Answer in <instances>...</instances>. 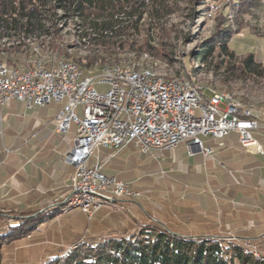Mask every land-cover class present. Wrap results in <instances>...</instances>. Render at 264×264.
Returning a JSON list of instances; mask_svg holds the SVG:
<instances>
[{"label":"trees","instance_id":"obj_1","mask_svg":"<svg viewBox=\"0 0 264 264\" xmlns=\"http://www.w3.org/2000/svg\"><path fill=\"white\" fill-rule=\"evenodd\" d=\"M206 1L208 0H204ZM230 1L236 12L246 11L247 8L259 4V0ZM155 2H158V7H155L157 5ZM160 2L0 0V36L17 37L0 46V63L10 68L25 69L27 65L23 62L30 56L50 59L57 55L61 59L75 62L85 75H95L91 72L92 65L97 67L94 72L99 73L106 64L121 63V55L125 52L129 54L131 52L136 58H143L145 54L149 58L156 57L158 48L149 42L150 27L149 30L148 27L145 29L146 36L138 45H134L128 39L118 41L111 38L141 32L138 30L139 23H142L144 16L163 7ZM68 22L77 30L74 43L63 41L61 31ZM228 37L225 27L217 28L199 46L196 55L198 62H205L213 54L223 53L227 59L223 69L225 74L223 83L229 78L238 79L247 73L263 75L264 66L252 53L236 59L237 55L227 45ZM81 45L90 49L89 55L68 54V48ZM231 58L236 61L230 62ZM49 63H45L44 66H49ZM133 68L137 69V66ZM184 71L178 75L184 74L194 81L191 74ZM212 91L204 89V96L211 95ZM102 151L105 156L113 153L114 149L103 148ZM122 153L123 148L115 152L111 161L102 168L103 174L114 175L117 179L129 177L131 167L117 174L110 169ZM138 155L144 158L139 166L145 170L139 181L154 182L153 175L161 174L156 160L149 154L145 155L135 150L127 157L134 161ZM180 181L182 182L181 179ZM151 192V188L146 190L148 194ZM235 192L233 189L227 191L230 196ZM157 198L165 206L169 203L174 204V210L183 201L182 197L173 195L172 192L169 197ZM49 199L41 195L39 200L33 203L34 200L28 198L25 205L7 203L0 199V264H14L15 240L21 237H32V240L42 237V234H37L41 226L66 211L61 203L62 198H56L52 202ZM160 210L159 217L144 209L142 221L133 218L126 221L125 225L97 236H81L66 245L46 246L41 253L40 264H264V255L260 258L254 256L252 251L243 246V237L237 236L238 241L225 240L228 231L191 235L185 230V223L202 217V214L192 207L186 206L183 211L179 210L175 214ZM119 215L122 216L121 213ZM251 239L260 249H264V233Z\"/></svg>","mask_w":264,"mask_h":264},{"label":"crops","instance_id":"obj_2","mask_svg":"<svg viewBox=\"0 0 264 264\" xmlns=\"http://www.w3.org/2000/svg\"><path fill=\"white\" fill-rule=\"evenodd\" d=\"M60 107L59 103L49 102L42 106L26 108L25 104L17 99H10L0 106L1 200L25 205L28 198L36 203L41 195H45L52 202L56 198L63 199L67 193L69 176L73 167L65 162L64 156L71 144L68 137L72 136L68 132L55 131L54 116ZM251 136L253 142L247 145L240 142L236 131H231L222 139L202 137L203 146L211 147L212 152L208 155H203L201 152L191 153L187 147L189 152L187 159L190 163L185 174L175 169V163L169 156L170 149L147 153L156 160L159 172H166L165 176L170 184L195 193L193 200L186 201V197L177 194L167 182H164L166 193L162 195L161 192L158 193L159 190H163L160 181L157 183L139 181L140 177L120 179L128 182L132 189L139 191L140 194L137 197L145 196V206L136 202V197L134 200L120 202L121 212L125 211V214L107 206L97 210L91 217H88L81 209L73 212V215L69 214L68 210L66 213L64 211L63 215H58L46 225L41 226L37 234H42V237L33 240L32 237H27L30 243L28 247H38L37 253L40 255L46 246L66 245L81 236H97L112 228L121 227L133 218L142 221L143 214L140 208L158 215V213L161 214L160 209L175 214L179 210L183 211L186 206L192 207L201 213L202 217L185 223L184 228L191 235H209L228 231L229 234L237 233L236 236L240 237L261 236L264 231L262 233L240 232L239 227H236L234 231L230 225L225 224L236 219L240 210L254 212L259 208L260 215L264 217V116L259 117V126L251 130ZM184 144L186 143H181L175 148ZM128 146L123 148V153L118 157L119 160L111 166L110 169L114 170V174L128 168L127 156L134 152L131 148H127ZM102 150L103 147L96 152L102 162L101 170L117 152L104 156ZM135 151H137L136 148ZM138 157L141 160L139 165H141L144 158L141 155ZM197 164L204 166L209 188L196 177L194 166ZM185 175L189 176V181L185 179ZM149 188L152 192L148 194L146 190ZM229 189L236 190L235 194L230 196L227 193ZM170 192L183 198L182 204L175 207L176 210L173 209L174 204L169 203L165 206L157 198L169 197ZM200 193L208 196L210 205L199 200ZM152 198L159 204L153 205L155 200ZM256 220L261 221L256 217L255 223ZM254 226L259 227L258 224Z\"/></svg>","mask_w":264,"mask_h":264},{"label":"built area","instance_id":"obj_3","mask_svg":"<svg viewBox=\"0 0 264 264\" xmlns=\"http://www.w3.org/2000/svg\"><path fill=\"white\" fill-rule=\"evenodd\" d=\"M144 79L145 75L82 76L76 67H63L61 59L43 72L0 71V106L10 99L22 101L26 108L42 106V96L53 91V102L61 104L54 116L55 131L67 133L75 125L64 156L73 166L65 196H73L74 207L83 212L85 205H92V212H85L88 217L106 206L121 211V201L134 200L140 194L128 182L103 174L97 153L90 163L101 147L118 151L132 144L147 154L186 143L189 151L197 147L208 155L212 148L204 147L201 138L222 139L231 131L238 132L243 145L253 142L251 130L259 126L258 114L204 96L203 89L189 83L185 75L182 85L160 82L150 90H142ZM96 83L106 84L108 89L98 91ZM80 104L81 116L76 113ZM246 245L250 247L249 242Z\"/></svg>","mask_w":264,"mask_h":264},{"label":"rangeland","instance_id":"obj_4","mask_svg":"<svg viewBox=\"0 0 264 264\" xmlns=\"http://www.w3.org/2000/svg\"><path fill=\"white\" fill-rule=\"evenodd\" d=\"M157 1H161L160 3L163 7L158 8L157 11H152L148 16H144V20H142L143 24L139 23L138 26V30L141 32H135L133 35H119L111 38L118 41L128 39L132 41L134 45H138L146 36L145 29L148 27L149 30L150 27L151 32L149 35V42L151 45L158 48L156 50L157 56H151V58H149L145 54L143 58H136L132 56L131 52L130 54L129 52H125L121 55V63L116 65H129L130 67L137 66L138 69L150 68L156 73L168 78L179 76V73H183L185 72L184 70H186L191 74L192 79L201 83L205 89H208L209 91L214 90L229 93L243 106L251 108L254 113L259 115V117H263L264 74L252 75L247 73L241 78H229L223 83L225 75L223 69L225 61H227L225 55L223 53L218 55L213 54L202 63L198 62L199 60L196 58V55L199 51V46L209 35L216 31L217 28L225 27L227 34H229L227 45L229 49L233 50L237 55L236 59L247 53H252L254 58L258 62H261L264 66V0H259V4L257 6L247 8L246 11L244 10L241 12L235 11V7H232L230 0H208L206 2H204V0ZM155 3L157 4L155 7H158V2ZM76 31L77 30H74L73 28V24L68 22L66 26H63L61 31L63 41L67 43H74V40H76ZM15 39H17V37L13 35H9L7 37L0 36V46H2L6 41L11 42ZM67 52L71 56H84L90 54V49L81 45L68 48ZM42 55L45 56L44 54ZM37 56L39 55H36V57ZM54 58L59 59L60 57L54 55L48 59L47 57L35 58L30 56L29 58H26L23 63L24 65H27L26 68H31L35 65L42 66L47 62H52ZM236 59L231 58L230 62H234ZM113 65L115 64H106L102 69ZM96 69L97 67L95 65L91 66V72L95 75L97 72H94V70ZM95 88L98 91H106L108 89V85L96 83ZM76 113L81 116V104L77 106ZM75 128V125L72 124L70 130L68 131L69 135H74ZM68 138L71 141L72 137L70 138L69 136ZM127 148L135 150L132 144H129ZM190 151L191 153L200 152L197 147L191 148ZM96 152L97 150L95 151L94 156L91 157L90 161L95 160L94 157ZM188 153L186 144L180 145L178 148H172L169 151V156L175 163V169L184 174L187 173V168L190 163L187 159ZM126 162L127 166L131 167L129 178L142 177L145 174V170L139 166L141 163L139 157H136L134 161L127 159ZM194 167L196 168V177L202 180V182L206 184V187L209 188L208 182H206L207 176L204 172V166L202 164H197ZM165 175L166 172L163 171H161L160 175H153V181L155 183L160 181L163 185V190H159L158 193L161 192L162 195L166 193L164 182H167L170 188H172L177 194L185 196L186 201L193 200L195 193L187 192L181 188L175 187L170 184ZM185 179L188 181L190 180L189 176L186 177V175ZM144 197L145 196L137 197L136 202L145 206ZM152 200L155 199L152 198ZM199 200H203L210 205V200L205 193L199 195ZM154 203L159 204L156 200L153 202V205ZM136 206L140 208L139 205L136 204ZM14 209H16V207ZM65 209L66 211L68 210L69 214L73 215V212H77L80 208L72 207ZM140 210L144 215L145 213L143 209L140 208ZM259 210V208H257L254 212L240 210L238 214L239 216L236 219L228 221L225 224L230 225L234 231L236 227H239L240 232L251 231L262 233L264 231V217L260 215ZM129 213L131 215V212ZM63 214L64 212L59 215ZM159 215L160 214L158 213L157 217H159ZM256 217L261 221L256 220L257 222L255 223ZM257 224L259 227L254 226ZM226 235L225 240L238 241L236 236L238 235L237 233ZM243 238V246L252 251L254 256L260 258L264 255V249H260L252 241V237ZM248 242L250 247L246 245ZM29 244V239L27 237H21L15 240V249L13 250L14 264L41 263V254L39 255L37 253L38 247L33 246L30 248L28 247Z\"/></svg>","mask_w":264,"mask_h":264},{"label":"bare ground","instance_id":"obj_5","mask_svg":"<svg viewBox=\"0 0 264 264\" xmlns=\"http://www.w3.org/2000/svg\"><path fill=\"white\" fill-rule=\"evenodd\" d=\"M61 59V58H59ZM59 59L54 58L52 62H50L48 65L49 66H44V65H35L34 67L31 68H25V70H35V72H43L47 71L48 69H51V67L54 66V63L56 61H59ZM63 60V67L65 68H75L76 71L82 76H87V77H92V78H100L105 76V74H117V75H123V76H129L133 78H141L144 77L145 79L143 80L142 83V90H150L153 89L158 83L162 82L165 84H170V85H182V80L184 79V74L179 75V76H173V77H165L163 75H160L153 71L150 68H133L130 67L129 65H113L110 67H105L102 69L98 74L96 75H85L82 69L78 67V65L75 62H72L70 60ZM7 68H10L2 63H0V71H4ZM14 69H19V68H14ZM191 76V75H190ZM186 79L188 80L189 83L193 84L195 87L202 88L203 91L205 87L199 83L198 81H192L189 77L186 76ZM211 97H215L217 99H221L227 104L234 105V107L242 108L243 110L247 111H254L251 108L243 106L239 101L235 100L233 96H231L229 93L225 92H220V91H212ZM49 102H53V91H46V93L42 96V104H48ZM256 114V113H255ZM63 206L67 209L74 207L73 204V196H65V198L62 200ZM85 212H92V205H85Z\"/></svg>","mask_w":264,"mask_h":264}]
</instances>
